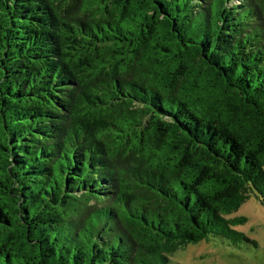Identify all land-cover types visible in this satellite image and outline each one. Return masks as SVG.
I'll return each mask as SVG.
<instances>
[{
    "label": "trees",
    "instance_id": "obj_1",
    "mask_svg": "<svg viewBox=\"0 0 264 264\" xmlns=\"http://www.w3.org/2000/svg\"><path fill=\"white\" fill-rule=\"evenodd\" d=\"M263 166L264 0H0V264L258 246Z\"/></svg>",
    "mask_w": 264,
    "mask_h": 264
},
{
    "label": "rangeland",
    "instance_id": "obj_2",
    "mask_svg": "<svg viewBox=\"0 0 264 264\" xmlns=\"http://www.w3.org/2000/svg\"><path fill=\"white\" fill-rule=\"evenodd\" d=\"M235 217H245V221L231 228L256 240L258 246L233 237H211L178 249L171 264H264V197L251 193L236 211L227 215Z\"/></svg>",
    "mask_w": 264,
    "mask_h": 264
}]
</instances>
